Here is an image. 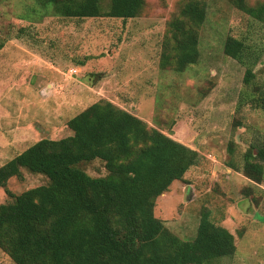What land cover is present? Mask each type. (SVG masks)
Here are the masks:
<instances>
[{"label": "rangeland", "instance_id": "rangeland-1", "mask_svg": "<svg viewBox=\"0 0 264 264\" xmlns=\"http://www.w3.org/2000/svg\"><path fill=\"white\" fill-rule=\"evenodd\" d=\"M47 3L0 0V166L40 138L72 135L70 119L109 100L200 153L185 179L157 199L155 215L193 241L208 208L236 240L235 255L221 264H264V183L241 171L246 149L264 143V107L252 103L259 93L244 83L245 68L224 52L228 35L263 48L255 82L264 90V24L232 0H207L200 61L175 72L160 67V54L179 0H148L142 15L129 20L63 18ZM82 167L106 175L99 160ZM47 183L24 170L6 188L18 195ZM10 200L1 188L0 204ZM0 264L15 263L0 249Z\"/></svg>", "mask_w": 264, "mask_h": 264}, {"label": "trees", "instance_id": "trees-1", "mask_svg": "<svg viewBox=\"0 0 264 264\" xmlns=\"http://www.w3.org/2000/svg\"><path fill=\"white\" fill-rule=\"evenodd\" d=\"M232 3L264 24V0ZM47 5L63 18L129 20L142 15L148 0ZM207 11V0H179L161 42L162 69L184 72L199 63ZM253 47L246 36L228 35L224 52L245 68L244 83L259 93L252 103L264 107V90L255 82L263 48ZM68 127L72 135L40 138L0 166V189L11 199L0 204V249L15 264H221L235 255L234 234L213 221L210 209L201 211L193 241L181 239L155 215L157 199L185 179L199 151L106 99L75 115ZM95 160L103 162L106 175L92 176L82 167ZM24 170L46 176L48 183L14 194L8 182L23 179ZM241 171L264 183V143L246 149Z\"/></svg>", "mask_w": 264, "mask_h": 264}]
</instances>
